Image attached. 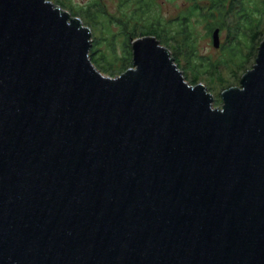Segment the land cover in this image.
<instances>
[{
  "label": "water",
  "instance_id": "water-1",
  "mask_svg": "<svg viewBox=\"0 0 264 264\" xmlns=\"http://www.w3.org/2000/svg\"><path fill=\"white\" fill-rule=\"evenodd\" d=\"M91 36L0 0V264H264V38L215 108L155 37L110 77Z\"/></svg>",
  "mask_w": 264,
  "mask_h": 264
},
{
  "label": "trees",
  "instance_id": "trees-1",
  "mask_svg": "<svg viewBox=\"0 0 264 264\" xmlns=\"http://www.w3.org/2000/svg\"><path fill=\"white\" fill-rule=\"evenodd\" d=\"M119 1L121 6L129 1L135 4L132 11L133 18L118 20L120 35L123 39L122 55L110 59L100 54L97 49L100 36L96 38V41H93L89 51L90 60L96 69L110 77L118 76L132 66L130 43L133 39L152 36L157 38L161 44L170 47L168 50L179 69V54L183 56L185 62L183 76L187 83L196 85L200 78L204 77L212 87L219 86V81H222L223 77L221 68L226 69L230 76L236 78L237 81L240 80L241 76L254 64L258 47L264 38V35L259 31L260 26H264V0H204L203 4L189 0L192 3L186 11L184 19L182 14L171 23H167V26L173 28L171 32L168 31L169 27L158 20L147 26L138 20L141 12L146 13V10L150 8L152 0ZM55 3L56 7L61 10L67 8L71 16H76L77 12H71V8L65 6L60 0ZM79 11L85 18L86 24L99 28V33H103L106 23L109 21H106V11L101 0H92L88 6ZM134 18H137V21L130 26L129 20ZM191 18L199 21L198 23L202 22L210 35L216 28L226 29L228 35L226 44L221 48L222 57L217 59L195 57L194 38L190 31L192 26L188 24ZM81 20L83 24V19ZM101 20H104V29H102ZM169 42L170 44H168ZM230 44H235L236 49H228ZM114 64L118 65L117 69L114 68Z\"/></svg>",
  "mask_w": 264,
  "mask_h": 264
},
{
  "label": "rangeland",
  "instance_id": "rangeland-1",
  "mask_svg": "<svg viewBox=\"0 0 264 264\" xmlns=\"http://www.w3.org/2000/svg\"><path fill=\"white\" fill-rule=\"evenodd\" d=\"M56 5L57 0H48ZM65 6L68 8H71V12L76 11V17L78 19H83V26L88 27L91 31V47L94 43L93 41H96V38H99V42L97 43V49L100 54L104 55L107 58L112 59V57H119L123 53V39L120 35V23L118 20H127L129 18H133V6L135 5L132 1H129L127 4H124L121 6L119 3V0H101L104 4L105 11H106V21L109 22L106 23V29L103 30V33H99V28L92 27L88 23H85V18L82 16L79 10L85 8L90 4L92 0H60ZM200 4L204 3V0H194ZM191 1L187 2V0H152L151 6L148 10H146V13L141 12V15L138 20L141 21V23L145 24L147 26L148 24L155 22L158 20L160 23H163L167 26V23H171L174 21L175 18H178L184 12H181L188 8L191 5ZM70 6V7H69ZM63 10L67 11L70 14V11H68L67 8H63ZM79 11V12H78ZM71 15V14H70ZM137 18H134L132 20H129L131 23L130 26L133 25L134 22H136ZM82 22V20H81ZM194 18H191L188 22L192 26V29H190L193 40L194 49L196 50V56H200L201 58H207V59H217L219 57L223 56V51L221 50L222 46H224L227 42V35L228 32L226 29H220V35H219V47L214 48L211 43V35L208 31H206V28L202 22L198 23ZM264 22V21H263ZM100 23L103 25L102 29H104V20H101ZM100 27V26H98ZM173 28L170 26L168 28V31L171 32ZM259 31L262 35H264V26L261 25L259 28ZM157 39V38H156ZM158 40V39H157ZM160 43V41L158 40ZM170 44V42L168 43ZM228 44V43H227ZM163 47L170 49V47L164 44H161ZM90 47V50H91ZM169 47V48H168ZM228 49H236L235 44H230L228 46ZM89 50V51H90ZM196 59V58H195ZM194 59V60H195ZM115 62V61H114ZM116 63V62H115ZM184 60L183 56L179 54V67L182 72H184ZM115 69L118 68L117 64L113 65ZM221 73L223 75L222 81H219V86L212 87L210 83L204 78L201 77L198 83L204 84V86L207 89V92L212 96L213 98V107L220 108L221 98L220 93L223 90H226L227 87H239V80L237 81L236 78L233 76H230L228 71L224 68H221ZM104 74V73H102ZM108 76V74H104ZM238 76H240L238 74Z\"/></svg>",
  "mask_w": 264,
  "mask_h": 264
},
{
  "label": "flooded vegetation",
  "instance_id": "flooded-vegetation-1",
  "mask_svg": "<svg viewBox=\"0 0 264 264\" xmlns=\"http://www.w3.org/2000/svg\"><path fill=\"white\" fill-rule=\"evenodd\" d=\"M187 2H189V0H187ZM181 12H184V14H183V16H182V18L184 19V17H185V13H186V9L184 8V10H182ZM219 35H220V29H219Z\"/></svg>",
  "mask_w": 264,
  "mask_h": 264
}]
</instances>
